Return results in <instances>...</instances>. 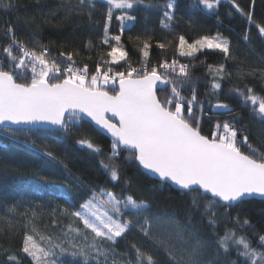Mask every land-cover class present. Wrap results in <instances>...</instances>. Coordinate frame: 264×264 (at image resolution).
<instances>
[{"label":"trees","instance_id":"trees-1","mask_svg":"<svg viewBox=\"0 0 264 264\" xmlns=\"http://www.w3.org/2000/svg\"><path fill=\"white\" fill-rule=\"evenodd\" d=\"M235 2L244 13L252 14V23L247 15L236 11L231 0H221L212 10L206 9L199 0H173L172 20L163 16L168 0H140L132 9H114L111 21L106 19L107 6L103 0H97L91 16L87 7L79 8V0H0V60L8 64L3 48L11 42L10 26L34 40V44L25 43L28 47L36 51L47 48L50 55L65 65L72 64L76 68L87 65L89 75L96 72L97 65L102 72L109 67L125 71L129 65L141 69L145 58L140 49L146 40L151 45L147 58L149 67L158 66L164 60L171 63L173 59L188 66L200 102L194 113L200 118L203 135L211 137L218 122L223 124L235 117L234 126L249 137L253 147L264 152V122L255 114L253 106L245 104L235 91L246 92L247 88H252L255 94L264 96V37L256 26H264V0ZM8 4L12 7H5ZM125 13L135 19L123 22L116 19ZM106 23L108 45L103 43ZM122 23L125 30L121 34ZM217 33L229 41L228 57L217 49L206 48L193 57L179 55L180 35L191 43L202 36L216 37ZM245 34L248 41L244 40ZM115 35H121L118 47L127 52L126 61L119 65L106 63L110 60L107 56L110 45L116 44L111 39ZM158 42L166 47L159 48ZM61 52L65 55L61 56ZM69 53L72 61L67 60ZM13 54L19 55L15 50ZM221 64L225 69L222 80L215 72V66ZM209 65L214 66L212 70ZM160 71L163 73L162 69ZM214 77L221 84L219 90L211 86ZM181 94L190 98L191 91L185 88ZM218 102L227 104L233 112L228 114L223 109H215L213 105ZM82 123V127H74L67 136L47 140L33 136L13 138L0 133V264H34L32 257L23 252L27 235L54 253L45 264H136L132 245L145 255H151L155 264H170L169 252L177 258L183 255L186 261L197 241L212 246L202 250L200 259L204 261L225 264L228 260L244 264L234 249L227 257L217 255L216 239L234 230L257 247L258 235L264 234V199L245 200L231 207L223 203L211 206L196 193H184L172 186L160 191L159 182L142 171L127 151H122L114 161L120 179L113 182L99 164L101 159H107L111 140L90 123ZM83 138L91 139L102 149L103 155H94L78 145L77 140ZM238 140H242V135H238ZM33 141L39 147H32ZM46 151L52 152L56 160L44 156ZM126 180L129 183L126 184ZM90 189L111 191L119 199L133 196L145 201L149 207L144 216L156 225V230L152 229L150 235L145 236L137 226L125 237L117 238L116 243L94 237L70 214L92 195ZM193 196H197L198 206H193ZM209 211L215 213L214 217ZM245 219L250 221L251 227L243 225ZM139 220L144 223L143 217ZM163 223H170L165 230L167 234L162 231ZM258 250L264 251V248Z\"/></svg>","mask_w":264,"mask_h":264},{"label":"snow or ice","instance_id":"snow-or-ice-1","mask_svg":"<svg viewBox=\"0 0 264 264\" xmlns=\"http://www.w3.org/2000/svg\"><path fill=\"white\" fill-rule=\"evenodd\" d=\"M96 2L79 0V8L83 10L87 7L91 16ZM103 2L107 6L106 19L111 21L114 9H132L140 0ZM220 2L199 0L209 10L215 9ZM231 2L237 12L247 15L249 23L253 22L250 12L244 13L235 0ZM166 9L163 16L172 20L173 0H168ZM116 19L123 22L135 17L125 13ZM256 26L264 37V26ZM124 30L122 23L121 34ZM104 37L103 43L108 45L107 23ZM8 38L11 42L3 48L8 64L0 60V133L13 138L33 136L47 140L67 136L74 127H82V122L87 121L112 138L110 153L99 164L113 182L120 179L114 161L122 151H127L129 158L136 160L159 182L160 191L165 186H176L181 192L196 193L207 199L211 206L223 203V206L231 207L245 200L264 199V152L253 147L249 137L234 126L235 117L233 121L223 124L218 122L211 137L202 134L200 118L194 113V108L200 102L187 65L173 59L171 63L164 60L158 66L149 67L147 58L151 45L145 40L140 49L145 58L141 69L129 65L125 71H114L109 67L102 72L97 65L96 72L89 75L87 65L76 68L69 64L62 68L55 58L49 59L47 48L40 52L30 49L17 40L11 27ZM111 39L116 44L110 45L107 53L110 60L106 63L119 65L121 61H126L127 52L118 47L121 35L112 36ZM248 39L245 34L244 40ZM157 46L161 49L166 47L159 42ZM205 48L217 49L226 57L230 53L228 39L221 38L219 33L216 37L202 36L191 43L183 35L179 36L177 51L181 57H193ZM14 50L19 55H14ZM60 55L64 56L65 53L61 52ZM67 60L72 61L71 53L67 54ZM208 67L212 70L214 66ZM215 72L220 80L224 78L222 64L215 66ZM216 77L211 86L219 90L221 84ZM185 88L190 89V98L181 94ZM235 91L245 104L253 106L255 114L264 122V96L255 94L252 88H247L246 92ZM213 107L223 109L228 114L233 112L227 104L218 102ZM200 108L202 111V105ZM108 113L116 119L109 118ZM238 135H242V140H238ZM77 144L94 155H103L102 149L91 139H79ZM31 146L39 147L34 141ZM43 155L56 160L50 151L43 152ZM90 191L92 195L70 214L82 222L84 229L90 230L94 237L116 243L117 238L125 237L137 226L145 236L150 235V224L144 216L149 206L145 201H138L133 196L119 199L105 189ZM197 196L192 198L193 206H198ZM208 214L215 215L211 211ZM141 217L143 224L139 220ZM211 222L214 223V220ZM236 222L239 224L238 217ZM243 225L251 227L247 219ZM132 247L136 252V264H155L151 255H145L136 245ZM211 247L197 241L188 252L186 261L183 255L177 258L169 252L170 264H180V261H185V264H218V261L200 259L202 250ZM258 248H264V234L258 235V246L254 247L245 235L229 230L216 239L215 252L227 257L234 249L244 264H264V251ZM23 252L32 257L34 264H45L47 258L54 255L51 250L37 244L31 235L25 237ZM225 264H237V261L225 260Z\"/></svg>","mask_w":264,"mask_h":264},{"label":"rangeland","instance_id":"rangeland-1","mask_svg":"<svg viewBox=\"0 0 264 264\" xmlns=\"http://www.w3.org/2000/svg\"><path fill=\"white\" fill-rule=\"evenodd\" d=\"M12 29H13V31H14V34H15V36H16V38H17V40H19V41H22V42H24V43H26V44H34V40H32V39H29L26 35H25V33H23V32H21L18 28H16V27H12V26H10ZM9 29V28H8ZM87 200V199H86ZM150 224V231H152V229H154V230H156V225L154 224H151V223H149ZM170 225V223H168V224H166V223H163V230L162 231H164L163 233H166L165 232V230L167 229V227ZM167 234V233H166ZM168 241H169V239H168ZM51 264H54V263H51Z\"/></svg>","mask_w":264,"mask_h":264},{"label":"water","instance_id":"water-1","mask_svg":"<svg viewBox=\"0 0 264 264\" xmlns=\"http://www.w3.org/2000/svg\"><path fill=\"white\" fill-rule=\"evenodd\" d=\"M107 115L109 116V118H111V119H113V120L116 119V118H114V117L111 116V113H108ZM86 122H87V121H86ZM88 123H89V122H88ZM90 124H91V123H90ZM91 125L96 129V127H95L93 124H91ZM98 131H99V130H98ZM100 132H101V131H100ZM101 133H103V134H104L105 136H107L110 140H112L110 134H107V133H104V132H101ZM140 167H141V166H140ZM141 169H142V171H144L145 173L149 174L150 177H152L153 179H155L151 173L147 172V170H144L142 167H141ZM172 187L175 188V189H177L176 186H172ZM258 199H260V198H258ZM234 205H235V204H234Z\"/></svg>","mask_w":264,"mask_h":264},{"label":"built area","instance_id":"built-area-1","mask_svg":"<svg viewBox=\"0 0 264 264\" xmlns=\"http://www.w3.org/2000/svg\"><path fill=\"white\" fill-rule=\"evenodd\" d=\"M30 49H33V48H31V47H29ZM48 50V49H47ZM37 52H40V51H37ZM48 53H49V59H51V58H55L57 61H59L60 63H61V67L63 68V67H66L67 65H65V64H63L56 56H52V55H50V52L48 51Z\"/></svg>","mask_w":264,"mask_h":264}]
</instances>
